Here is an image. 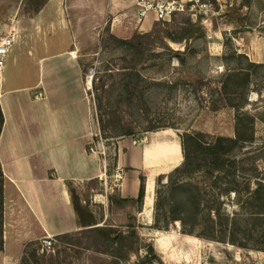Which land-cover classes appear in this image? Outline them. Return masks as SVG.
<instances>
[{
	"label": "rangeland",
	"instance_id": "1",
	"mask_svg": "<svg viewBox=\"0 0 264 264\" xmlns=\"http://www.w3.org/2000/svg\"><path fill=\"white\" fill-rule=\"evenodd\" d=\"M30 1L39 3L42 0ZM204 1L211 2L215 9V13L206 18L211 20L209 27L201 21L207 33L196 34L182 42L165 37L155 39L153 50L149 53L150 60L139 65L142 75L165 82L164 85L147 88L144 102L139 94L133 95L132 100L124 99V96L121 100L118 98L121 91L118 85L109 90L112 107L117 108L114 117L121 124L108 134H102L99 127L96 141L100 144L114 182H117L113 176L117 171L115 143L124 137L121 134L123 123L134 126L136 136L153 130L154 126H158L156 129L174 127L181 132L203 131L211 136H235L238 112L220 99L222 96L218 90L230 69L246 65L245 58L237 56L239 53L253 52L259 56L260 49L263 50L264 38H257L255 34H264V0ZM28 3L20 7L0 4V36L8 32L9 14H16L17 11V14L29 13L39 6ZM184 15L178 16L170 27L174 28ZM190 17L193 21L197 20ZM11 25L9 23V28ZM219 32L221 35L216 38ZM227 37L230 39L225 45ZM14 51L15 45H12L8 57H12ZM234 52L236 55H233ZM125 53L121 47L109 49L102 46L85 63V72L93 67V81L97 82L107 65H119V58ZM259 63L262 66L252 71L248 103L242 109L255 118L252 124H247L249 128L244 129L247 135L253 131V139L239 143L233 151V155L241 160L239 166L220 176L221 188L226 187L227 181L233 180L231 185L236 191L224 193L219 188L212 190L201 173L185 177L190 184L199 183L208 199L199 216L200 223L193 228L192 222H188L186 229L192 231H185L179 220L167 222L165 219L167 193H162L160 199L158 197L168 183V176L157 183L153 204L142 212L133 207L110 208L107 197L95 199L94 192L80 186L73 189V193L83 206L92 208L98 225L111 227L115 238L121 232L137 231L127 253L124 247L117 246L118 242L110 247L107 241L96 242L81 231L82 228L73 233L72 243L56 239L52 247L43 250L42 240L32 242L25 248L18 264H115L118 261L115 255L120 257L119 264H264V214L257 212L264 207L261 200L264 192L253 193L258 179L264 177V62ZM89 91L98 118L93 82ZM105 109L107 111L108 106ZM211 193L217 195L216 202L209 200ZM158 203L165 206H157Z\"/></svg>",
	"mask_w": 264,
	"mask_h": 264
},
{
	"label": "crops",
	"instance_id": "2",
	"mask_svg": "<svg viewBox=\"0 0 264 264\" xmlns=\"http://www.w3.org/2000/svg\"><path fill=\"white\" fill-rule=\"evenodd\" d=\"M141 1L146 0L0 2L5 6L39 5L29 13L9 14L6 25L14 35L15 51L12 57L7 56V72L4 68L0 76L4 114L0 134L4 245L0 264H18L34 241L83 228L71 189L88 188L96 179L103 188H91L95 199H108L113 191L136 197L144 176L142 212L149 207V196L154 201L159 178L164 179L183 162L178 128L124 136L115 143V168L122 170V176L114 182L95 141L100 130L85 63L101 50L107 32L128 38L136 31L152 29L155 14L141 17ZM210 21L205 22L206 27ZM216 34L219 38L221 32ZM255 37L263 39L264 34ZM262 46L259 56L244 53L254 62H264V42ZM89 210L94 215L92 208Z\"/></svg>",
	"mask_w": 264,
	"mask_h": 264
},
{
	"label": "trees",
	"instance_id": "3",
	"mask_svg": "<svg viewBox=\"0 0 264 264\" xmlns=\"http://www.w3.org/2000/svg\"><path fill=\"white\" fill-rule=\"evenodd\" d=\"M186 14V15H184ZM184 15L183 20L177 21L175 27L172 28L171 23L177 20V17ZM172 21L156 20L152 29L149 32L140 33L135 32L128 38L118 37L110 32L102 38V46L106 48H124L126 53L119 59L121 63L119 65L108 64L103 74L98 78V81L94 83V89L96 91L98 122L102 134H108L116 129L121 121L115 119L114 115L117 113V108L114 109L111 103V96L109 95L110 88L120 86L121 91L118 98L122 100H132L133 95L139 94L141 100L145 95V90L155 85H164L165 82L158 80H151L139 71V65H142L150 60L149 53L153 50V42L155 39L169 38L175 42H182L193 38L196 34H205L202 28V16L195 21L192 20L188 12L177 11L172 17ZM229 37L225 45L229 43ZM172 50V49H171ZM236 55V52L233 53ZM238 57H244L246 65H237L236 68H232L225 75L221 81L219 92L221 93L223 102L226 105L234 107L237 112L236 132L235 136H211L203 131H183L180 134L182 150H183V162L176 167L168 175V183L164 186V190L160 192H166V208L164 211L165 219L167 222L171 220H179L182 223L185 231H192L186 229L188 222H192L193 228L198 225V221L201 211L205 208L204 203L208 199L204 196L203 187L199 183L190 184L185 180V177L201 173L205 177L206 181H209V185L212 190L219 188L222 192L227 193L229 191H236V188L231 185L233 180L226 182V187L221 188L222 174H228L232 168L239 166L240 161L233 155V151L239 146V143L247 142L253 139V131L247 135L249 123L255 120L254 116L249 115L242 111L245 105L248 103L247 92L249 91L252 82V71L262 66L261 63L254 62L249 59L245 53H239ZM180 57V55H179ZM118 99V102L121 100ZM120 104V103H119ZM105 106H108V110H103ZM219 107L215 106L217 109ZM243 117V118H242ZM264 121V120H263ZM4 124V114L0 105V134ZM248 124V125H247ZM121 134L124 136H130L136 134V129L131 124L123 123L121 125ZM158 126H154L152 129H156ZM244 129H246L244 131ZM252 129V128H250ZM98 140V135L95 137V141ZM260 158V157H259ZM176 176V177H175ZM162 181V177L159 178V182ZM92 186V187H91ZM93 190H101L103 186L98 185L97 180L94 179L88 185V192ZM253 193L259 191L264 192V177L259 178L256 188L253 189ZM4 175L0 164V251L3 250V203H4ZM72 200L75 209L79 215L82 223L83 231L88 237L93 240L106 242L109 247L118 242L119 247H124L127 250L132 246L134 238L137 236V231L133 230L131 233L121 232L118 237H114L111 234V227L98 225L99 221L91 213L88 206H83L77 195L73 193L71 189ZM145 196V178L141 176V185L139 194L136 197H123L118 193H110L108 195L110 208H128L133 207L137 211H141L143 207ZM211 202H216L218 197L215 193H211ZM262 206H264V196L261 197ZM159 202V201H158ZM159 204V205H158ZM157 206L164 205L158 203ZM164 205V206H165ZM211 206V205H207ZM213 207L210 208L212 210ZM260 214H264V207L260 211ZM211 213H208V215ZM160 215V213H159ZM216 216V212H215ZM160 217L157 218L159 221ZM158 225V224H157ZM162 226V225H159ZM76 232V231H75ZM74 232L64 233L55 236L59 241H65L72 243V236ZM118 254L119 252L116 251ZM121 252V251H120ZM115 264H119L120 257L115 255Z\"/></svg>",
	"mask_w": 264,
	"mask_h": 264
},
{
	"label": "built area",
	"instance_id": "4",
	"mask_svg": "<svg viewBox=\"0 0 264 264\" xmlns=\"http://www.w3.org/2000/svg\"><path fill=\"white\" fill-rule=\"evenodd\" d=\"M140 16L145 17L149 12L155 14L156 20L170 21L174 13L177 11L188 12L192 17L198 19L202 16L203 23L207 21V17L215 13L214 6L211 2L204 0H158V1H141ZM208 37L212 35L209 33ZM14 44V35L12 32L5 33L0 36V76L5 68L7 56L10 48ZM94 68L91 67L87 71V83L92 86L94 77ZM122 170L116 171L115 179L121 178ZM41 244V249H48L56 242V237L48 235L44 237Z\"/></svg>",
	"mask_w": 264,
	"mask_h": 264
},
{
	"label": "bare ground",
	"instance_id": "5",
	"mask_svg": "<svg viewBox=\"0 0 264 264\" xmlns=\"http://www.w3.org/2000/svg\"><path fill=\"white\" fill-rule=\"evenodd\" d=\"M166 154H168V153H166ZM152 203H153V198H152V196H149V197L147 198V204H148L149 206H151Z\"/></svg>",
	"mask_w": 264,
	"mask_h": 264
}]
</instances>
